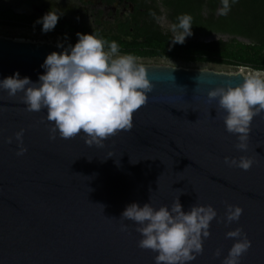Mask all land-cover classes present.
<instances>
[{"label": "water", "instance_id": "obj_1", "mask_svg": "<svg viewBox=\"0 0 264 264\" xmlns=\"http://www.w3.org/2000/svg\"><path fill=\"white\" fill-rule=\"evenodd\" d=\"M64 49L0 37V80L18 72L38 82L46 56ZM143 66L154 85L148 101L131 130L103 147L86 145L83 134L50 139L46 110L25 111L23 93L0 90V264H155L157 253L138 247L136 225L120 216L132 203L158 209L177 196L182 210L211 205L220 220L188 264H221L234 242L225 234L237 227L251 241L239 264H264V113L253 118L241 152L207 97L243 74ZM21 129L27 151L17 156ZM242 155L254 160L247 171L224 162ZM227 204L243 209L239 221L224 222Z\"/></svg>", "mask_w": 264, "mask_h": 264}, {"label": "clouds", "instance_id": "obj_2", "mask_svg": "<svg viewBox=\"0 0 264 264\" xmlns=\"http://www.w3.org/2000/svg\"><path fill=\"white\" fill-rule=\"evenodd\" d=\"M221 3L219 13L227 15L230 2L221 0ZM60 15L53 9L36 23L47 33L55 28ZM177 19L178 23L171 25L174 34L171 40L183 44L185 38L192 35L193 17L182 14ZM77 36L74 45L46 56L41 65L45 72L39 75L38 82L28 77L20 78L16 72L0 80V90L6 91L9 97L23 93L21 101L26 105L25 111L46 110V117L42 119L52 122L50 139H55L57 133L63 139L83 134L86 145L103 147L108 138L122 130H131L133 113L147 103V94L154 85L148 79L146 68L138 63V57L118 54L116 41H106L95 34L77 33ZM207 97L209 103L217 102V110L223 113L225 130L236 136V149L246 152L251 122L264 113V76L248 71L238 85L217 86L207 92ZM23 132L21 129L14 134L17 156L27 151L23 146ZM12 141L13 137L6 140L9 144ZM224 162L247 171L254 160L242 155L239 159L225 157ZM184 192L181 190L180 195ZM242 214L240 206L227 204L223 220L226 224L236 222ZM120 219L134 222L135 231L141 236L138 247L157 253L155 264H188L203 253V242L210 236V224L217 219V212L211 205L199 204L184 211L177 196L170 207L161 205L158 209L149 202L143 206L132 203L126 206ZM121 228L127 230L128 226L122 224ZM225 236L234 242L221 264H239L251 247V241L239 227ZM220 255L221 250L217 249L214 256Z\"/></svg>", "mask_w": 264, "mask_h": 264}, {"label": "trees", "instance_id": "obj_3", "mask_svg": "<svg viewBox=\"0 0 264 264\" xmlns=\"http://www.w3.org/2000/svg\"><path fill=\"white\" fill-rule=\"evenodd\" d=\"M230 11L220 15L221 0H161L171 24L178 23V17L189 14L193 17L192 35L183 44L173 43L171 33L154 32L137 41L121 42L119 52L138 58H179L187 62H207L232 67H247L264 72V0H229ZM0 24L5 26L42 25L11 11L0 9ZM220 32L247 38L244 43L235 40L199 41V34Z\"/></svg>", "mask_w": 264, "mask_h": 264}, {"label": "flooded vegetation", "instance_id": "obj_4", "mask_svg": "<svg viewBox=\"0 0 264 264\" xmlns=\"http://www.w3.org/2000/svg\"><path fill=\"white\" fill-rule=\"evenodd\" d=\"M95 5L99 7H94L92 0H88L82 7L75 3L71 6L55 4L51 0H10L9 6L0 3V9L34 22L50 10H58L61 15L53 30L67 36H77V33L95 34L105 39L132 42L161 31H157L156 24V19L161 16L160 8L165 10L161 0H96ZM101 18L104 22L100 21ZM129 38L131 40H127Z\"/></svg>", "mask_w": 264, "mask_h": 264}, {"label": "rangeland", "instance_id": "obj_5", "mask_svg": "<svg viewBox=\"0 0 264 264\" xmlns=\"http://www.w3.org/2000/svg\"><path fill=\"white\" fill-rule=\"evenodd\" d=\"M52 3L55 4H65L71 6V4H78L79 7H82L88 0H51ZM94 2V7H97L96 0H92ZM1 4L9 6L10 0H0ZM13 3V2H11ZM98 3V1H97ZM89 7V6H87ZM99 7V6H98ZM118 6L114 7L117 8ZM91 9V7H89ZM161 11L160 17L156 19L157 28L164 33H171V23L166 17V11L160 8ZM88 12V11H87ZM89 14V12H88ZM100 21L104 22L101 18ZM109 27L108 25H106ZM39 27H29V26H5L0 24V37L10 38L17 41L23 42H41V43H51L53 45H61L63 48H68L71 45H74L78 41V37L75 35L67 36L61 32L52 30L50 32L44 33ZM199 41L202 42H211L217 40L229 41L234 38L239 42L249 43L250 41L247 38L241 36H233L231 34L220 33V32H211L209 35L199 34L196 36ZM191 37H186L185 40H190ZM127 40H131L130 38ZM142 39H137L140 41ZM118 54L123 55L124 53L119 52ZM138 63L142 65H165L177 68H185V69H197V70H210L214 72H222V73H237L247 74L248 71H253L247 67H232L227 65H219L212 64L207 62H187L179 58H138ZM244 70L243 73L241 70ZM259 72L262 76H264L263 71H253Z\"/></svg>", "mask_w": 264, "mask_h": 264}]
</instances>
